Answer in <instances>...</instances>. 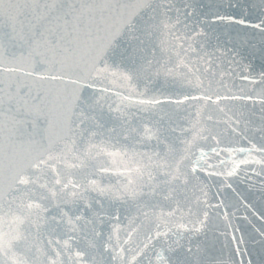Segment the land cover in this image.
I'll list each match as a JSON object with an SVG mask.
<instances>
[{
    "label": "water",
    "instance_id": "95a60500",
    "mask_svg": "<svg viewBox=\"0 0 264 264\" xmlns=\"http://www.w3.org/2000/svg\"><path fill=\"white\" fill-rule=\"evenodd\" d=\"M0 264H264V0H0Z\"/></svg>",
    "mask_w": 264,
    "mask_h": 264
}]
</instances>
